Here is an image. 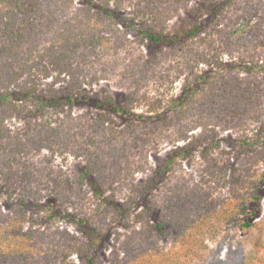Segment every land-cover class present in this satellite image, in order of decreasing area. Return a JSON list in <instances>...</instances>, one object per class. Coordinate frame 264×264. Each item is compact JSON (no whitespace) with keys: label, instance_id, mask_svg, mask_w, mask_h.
<instances>
[{"label":"trees","instance_id":"16d2710c","mask_svg":"<svg viewBox=\"0 0 264 264\" xmlns=\"http://www.w3.org/2000/svg\"><path fill=\"white\" fill-rule=\"evenodd\" d=\"M145 45L119 70L131 85L122 102L85 89L104 55ZM169 59L179 91L148 100L141 81ZM35 71L53 72L65 90H39ZM77 104L95 111L74 114ZM14 117L21 127L8 123ZM159 137L169 144L162 163L120 200L117 152L156 148ZM45 147L84 159L79 186L89 185L97 208L135 218L115 247L75 208L68 180L45 181L31 168L30 152ZM232 151L234 163L222 156ZM189 161L197 179L174 177ZM211 181L224 196L205 188ZM0 192V264H182L234 220L258 232L256 252L238 264H264V0H0ZM72 219L74 231L61 225Z\"/></svg>","mask_w":264,"mask_h":264},{"label":"rangeland","instance_id":"374dc122","mask_svg":"<svg viewBox=\"0 0 264 264\" xmlns=\"http://www.w3.org/2000/svg\"><path fill=\"white\" fill-rule=\"evenodd\" d=\"M178 20L173 17L169 21V25L174 26L177 24ZM150 48L143 46L142 48H133L132 51L134 55H129L125 50L119 52L120 55H104L101 62H95L92 69L98 70L93 74H96L95 77L85 74V83L84 87L87 89L90 94H101V90L104 88L109 93H111L114 99L117 102H122L123 96L128 92L129 83L127 81L119 79L120 73L119 70L123 68V63L125 58H128L126 61L131 60L138 53L149 52ZM131 52V51H130ZM103 68L111 70L115 69V74L117 75H104ZM102 70V71H101ZM177 73V64L176 60H166L163 64L158 65L154 68L153 73H149L148 76L141 81L140 91L144 92L148 100L155 97H161L167 93H176L179 91L180 83L178 79H174ZM34 81L38 89L46 92L49 87H54L56 90L63 92L66 87V81L62 79H57L56 75L51 72L46 77L44 74H40L39 71L34 73ZM164 75L159 79V75ZM167 74V75H166ZM94 78L97 80L92 81ZM92 81V88L90 89V83ZM93 96V95H92ZM89 111H95L93 108L86 104H77L74 107V114L86 113ZM8 123L11 127L19 126L21 127V119L14 117L10 119ZM223 137L234 138L235 135L232 132H223ZM168 139V138H167ZM166 137H159V145L155 146L148 145L140 153L137 150H132L131 153L125 157L122 155V152H117L119 168L117 169V174H115L116 179L118 180L115 183L117 187L116 195L120 200H125L126 197L130 194L131 183L133 180L145 179L151 172V170L162 163L163 157L169 151V144ZM222 147L226 148V142H223ZM227 150V149H225ZM29 160L32 169L36 171V174H39L43 180H55L57 184L65 183L67 180L72 186L71 191H67L66 194L75 198V208L79 212H86L93 215V222L100 224L101 231L105 233L107 238V243L110 247L116 246V239H123L128 230H131L132 227H135L137 224L135 218L132 214H129L127 217H114L105 210L102 211V208H97V202L91 197V191L89 185L84 184L79 186L78 178L80 173V168L84 164V159L78 157L73 153V150L63 149L60 147H45L42 149H34L30 152ZM223 159L232 158L233 163L237 162L238 155L236 152L232 151L229 155L227 153L222 154ZM111 162V161H110ZM141 166V167H140ZM176 173L174 177H179L184 173L195 174V179L198 177V172L193 162H186L184 166H176ZM41 179V180H42ZM68 185H66L67 187ZM80 187H82L80 189ZM206 189H209L217 198L224 196V186L215 181H211L206 184ZM76 193V194H75ZM50 194L49 200L56 202L57 198L52 195L49 191H43L45 196ZM264 196V193H263ZM4 195L0 192V204H3ZM65 207H69L70 213L74 212V207L69 202L65 203ZM63 222V221H60ZM60 224V223H59ZM63 227H66L70 231L75 230V222L72 219L71 221H66L61 224ZM258 232L248 230L239 231L237 229L236 220L230 222L227 225H222L218 232L211 235L208 234L204 237V242L199 246L200 251L199 255L193 258L187 259L182 264H238L247 261V256L251 252H256V239ZM171 241V237L164 236L161 238L160 242L165 247H168ZM260 252V251H259ZM261 253V252H260ZM104 257H106L104 251ZM77 264L78 261L74 260Z\"/></svg>","mask_w":264,"mask_h":264}]
</instances>
